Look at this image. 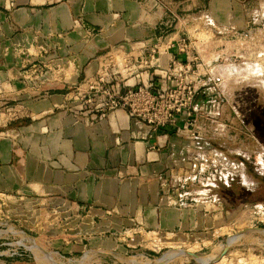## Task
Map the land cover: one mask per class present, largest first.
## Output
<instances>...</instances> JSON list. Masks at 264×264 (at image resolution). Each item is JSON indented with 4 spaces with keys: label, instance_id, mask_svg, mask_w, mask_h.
Instances as JSON below:
<instances>
[{
    "label": "crops",
    "instance_id": "1",
    "mask_svg": "<svg viewBox=\"0 0 264 264\" xmlns=\"http://www.w3.org/2000/svg\"><path fill=\"white\" fill-rule=\"evenodd\" d=\"M240 1L0 0V189L55 207L42 212L59 211L40 228L49 229L38 236L46 248L34 238L42 251L56 249L69 261L89 244L118 248L122 238L104 234L123 229L146 242H199L230 222L228 200L243 203L237 208L254 206L244 203L248 195L227 192L233 180L192 179L194 169L187 168L197 166L196 149L186 131L153 130L123 108L102 116L84 103L100 59L111 50L152 45L170 30L173 16L175 36L192 34L207 27L204 10L223 28L244 27L249 7ZM219 98L205 90L195 101L202 137L228 126L220 124ZM197 195L209 201L201 204Z\"/></svg>",
    "mask_w": 264,
    "mask_h": 264
},
{
    "label": "rangeland",
    "instance_id": "2",
    "mask_svg": "<svg viewBox=\"0 0 264 264\" xmlns=\"http://www.w3.org/2000/svg\"><path fill=\"white\" fill-rule=\"evenodd\" d=\"M263 1L240 2L248 4L250 14L259 9V2ZM192 33L199 38H208L203 31L197 33L193 30ZM249 72L252 71L244 68L235 74H225L227 80L222 86L224 96L219 98L223 108L220 124L228 126L226 129L209 128L203 138L210 140L211 149L203 148L192 154L195 159L199 158L195 161L201 175L200 182L208 183V178L215 174L224 177L232 173L234 179L250 188H255V183L262 184L259 176L264 175V141L258 132L264 139V70L255 74ZM211 150L218 153L216 159ZM221 152L228 163L219 158ZM200 197L202 196L199 195L198 199L201 204L209 201V198ZM259 198L261 200L258 202L253 201ZM213 199L211 202L218 205ZM192 200L193 198L188 202L191 203ZM230 201L226 202L234 209L230 222L224 224L222 230L199 242L185 238L179 242L170 239L163 243L164 239L160 238L159 241L157 237L146 242L145 236H136L129 229L121 232L111 230L104 235L111 239L121 237L122 246L117 248L115 243L109 242L103 245L106 247L103 249L102 246L92 247L89 244L86 249L68 256L73 260L66 261L56 249H49L53 253L42 251L34 243L35 238L38 245H41L38 236L45 235L43 232H49V229L40 228L46 226L49 219H55L60 214L59 211L42 212L40 208L55 207L25 202L12 192L0 189V264H264V209L254 207L256 204L264 206L263 192L247 197L244 203H254L250 208H237L243 203ZM92 233L95 236L99 234ZM230 236L232 238L228 243ZM87 240H90L88 235ZM226 248L228 249L225 251ZM191 254L197 255V258ZM219 255L223 257L217 259Z\"/></svg>",
    "mask_w": 264,
    "mask_h": 264
},
{
    "label": "built area",
    "instance_id": "3",
    "mask_svg": "<svg viewBox=\"0 0 264 264\" xmlns=\"http://www.w3.org/2000/svg\"><path fill=\"white\" fill-rule=\"evenodd\" d=\"M259 4L260 8L249 14L244 27L229 23L223 28L204 10L200 19L207 21V27L196 28L195 32L203 31L208 38L189 32L175 36L173 16L167 22L170 30L157 37L152 45L140 50H111L100 59L84 103L92 105L102 116L123 108L132 119L148 124L153 130L177 126L179 131L188 133L196 150L211 149L209 141L199 134L200 107L195 101L205 90L224 96L222 86L227 73L235 74L244 68L252 71L250 74L264 70V1ZM210 152L215 159L218 157L216 151ZM219 158L228 163L222 152ZM191 170L192 179L198 181L199 171L194 167ZM211 178L234 180L232 173L224 177L215 174L208 179ZM183 193L188 196L190 192ZM254 207L264 209L263 204Z\"/></svg>",
    "mask_w": 264,
    "mask_h": 264
},
{
    "label": "trees",
    "instance_id": "4",
    "mask_svg": "<svg viewBox=\"0 0 264 264\" xmlns=\"http://www.w3.org/2000/svg\"><path fill=\"white\" fill-rule=\"evenodd\" d=\"M258 135L264 141V139L261 136V133L258 132ZM259 177L262 180V184L259 186V188L255 189V190L247 189L246 187L242 186V184L235 179L232 182V187L227 188V192L232 193L233 195H236V196L241 195V194L248 195V196L255 195L260 191L263 192V194H264V175L259 176ZM223 187H225V186L223 185ZM259 200H261V198L253 200V201L258 202Z\"/></svg>",
    "mask_w": 264,
    "mask_h": 264
},
{
    "label": "water",
    "instance_id": "5",
    "mask_svg": "<svg viewBox=\"0 0 264 264\" xmlns=\"http://www.w3.org/2000/svg\"><path fill=\"white\" fill-rule=\"evenodd\" d=\"M228 245H230V244H228ZM228 248H226L225 249V251L227 250ZM225 251L224 252H222V254H224L225 253ZM191 256H193L194 258H197V255H195V254H191ZM222 256V255H221ZM221 256L219 255L218 257H217V259H220L221 258ZM216 259V260H217Z\"/></svg>",
    "mask_w": 264,
    "mask_h": 264
},
{
    "label": "bare ground",
    "instance_id": "6",
    "mask_svg": "<svg viewBox=\"0 0 264 264\" xmlns=\"http://www.w3.org/2000/svg\"><path fill=\"white\" fill-rule=\"evenodd\" d=\"M262 231L264 232V229H263ZM240 236H241V235H240ZM236 240H237V239H236ZM32 243H33V242H32ZM36 245H37V244H36ZM222 257H223V256H222ZM208 259H209V258H208ZM208 259H207V261H208ZM223 260H224V259H223ZM241 260H242V262H244V261H243L244 259H241ZM221 261H222V260H221ZM221 261H220V262H221ZM247 262H249V261H247ZM206 263H207V262H206ZM209 264H210V263H209ZM215 264H216V263H215ZM255 264H256V263H255Z\"/></svg>",
    "mask_w": 264,
    "mask_h": 264
}]
</instances>
